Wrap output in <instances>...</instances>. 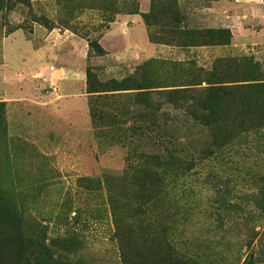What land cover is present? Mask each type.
Wrapping results in <instances>:
<instances>
[{
	"label": "rangeland",
	"instance_id": "rangeland-1",
	"mask_svg": "<svg viewBox=\"0 0 264 264\" xmlns=\"http://www.w3.org/2000/svg\"><path fill=\"white\" fill-rule=\"evenodd\" d=\"M154 1L149 40L174 49L144 62L99 45L136 0L0 13V264H264V20L232 44Z\"/></svg>",
	"mask_w": 264,
	"mask_h": 264
},
{
	"label": "crops",
	"instance_id": "crops-1",
	"mask_svg": "<svg viewBox=\"0 0 264 264\" xmlns=\"http://www.w3.org/2000/svg\"><path fill=\"white\" fill-rule=\"evenodd\" d=\"M51 1V0H31ZM174 2V16L177 20L179 29L186 31L187 29L204 30V31H220L228 30L231 34L232 44L236 37H248L249 23L257 19L264 20V0H166ZM137 11L134 13L116 14L108 27L102 33L99 45L105 51L106 58L110 54H116L115 50L119 44V54L121 56L132 57L137 62H144L159 55L165 49H174L168 45H160L149 40V33L153 29L148 26L143 16L152 14L153 0H136ZM26 8L24 5H17L13 10L9 11L8 19L13 25H17L25 16ZM152 11V12H151ZM170 15V14H168ZM40 27V26H39ZM241 27V29H239ZM35 34H39L45 41L54 40L57 50L61 53L74 57L75 66L80 62H87L88 44L87 39L76 36L67 29H53L48 31L43 27L34 30ZM239 33V34H238ZM211 48L215 53H222V46L201 47ZM112 51H111V50ZM114 49V50H113ZM78 66L71 68L77 70ZM61 73L68 70L64 65L59 67Z\"/></svg>",
	"mask_w": 264,
	"mask_h": 264
},
{
	"label": "trees",
	"instance_id": "trees-1",
	"mask_svg": "<svg viewBox=\"0 0 264 264\" xmlns=\"http://www.w3.org/2000/svg\"><path fill=\"white\" fill-rule=\"evenodd\" d=\"M122 1V0H121ZM158 3V2H157ZM17 4H21V5H24L26 7H30L31 6V2L30 0H0V13L2 12H9L11 10H13ZM159 5H164V6H170V3L169 1H166V0H163V1H159L158 3ZM169 4V5H168ZM172 4H174V2H172ZM126 10V9H125ZM137 11V2L135 3L134 5V8L131 9V10H127V11H120L116 14H119V13H125V12H128V13H135ZM152 11L153 13L152 14H146L143 16L144 18V21L145 23L150 26V27H153L154 28V25L150 22L151 19H155L158 14L155 12V1L153 0V3H152ZM151 11V12H152ZM115 14V15H116ZM113 20V19H112ZM111 22V21H109ZM221 31H201V33H198V35H207L209 36L210 38H218V34L220 33ZM181 34V33H180ZM214 36V37H213ZM149 37H151V40H154V34L152 35H149ZM198 38H201L200 36ZM221 122L223 123V120H221ZM233 122L235 123V119L233 120ZM222 138V137H221ZM223 144H225V140H222L221 141Z\"/></svg>",
	"mask_w": 264,
	"mask_h": 264
}]
</instances>
